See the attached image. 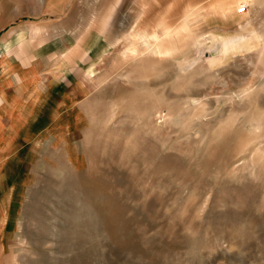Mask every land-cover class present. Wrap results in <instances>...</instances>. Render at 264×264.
Wrapping results in <instances>:
<instances>
[{
	"label": "rangeland",
	"instance_id": "rangeland-1",
	"mask_svg": "<svg viewBox=\"0 0 264 264\" xmlns=\"http://www.w3.org/2000/svg\"><path fill=\"white\" fill-rule=\"evenodd\" d=\"M55 4L0 38L16 264H264V0Z\"/></svg>",
	"mask_w": 264,
	"mask_h": 264
},
{
	"label": "crops",
	"instance_id": "crops-1",
	"mask_svg": "<svg viewBox=\"0 0 264 264\" xmlns=\"http://www.w3.org/2000/svg\"><path fill=\"white\" fill-rule=\"evenodd\" d=\"M59 2L60 0H0V38L4 32L9 30L18 24L22 19H20L21 14H45L48 12H60V5L57 9H51V3ZM2 55L0 54V57ZM9 70L7 63L3 68V74L1 75L4 78L8 74ZM25 87H14L9 84H4V79L2 80L1 86L3 87L2 96L4 99L3 106L0 109V115L4 111H10V116L15 119L16 111L19 106L21 110H24L25 113L28 112L27 108H30L32 103H37L42 99V96L33 83ZM17 127V123L13 121L12 123ZM0 166V174L7 173L9 175L8 180L4 181L3 185L0 180V264H16L14 257H12V242L15 237V228H16V218L14 215V208L10 212V206L12 204L10 196L13 195L15 190V182L11 181L12 174L15 173L14 167L8 165ZM5 184V185H4ZM2 186V187H1ZM3 190V193H2ZM8 207L5 212V215L2 214V207Z\"/></svg>",
	"mask_w": 264,
	"mask_h": 264
},
{
	"label": "built area",
	"instance_id": "built-area-1",
	"mask_svg": "<svg viewBox=\"0 0 264 264\" xmlns=\"http://www.w3.org/2000/svg\"><path fill=\"white\" fill-rule=\"evenodd\" d=\"M246 12V7H241L240 9H238V14H244Z\"/></svg>",
	"mask_w": 264,
	"mask_h": 264
}]
</instances>
